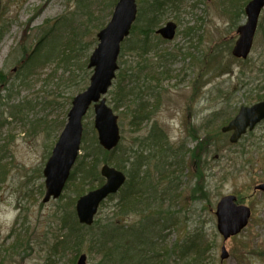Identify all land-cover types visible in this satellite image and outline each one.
<instances>
[{
    "label": "rangeland",
    "instance_id": "1",
    "mask_svg": "<svg viewBox=\"0 0 264 264\" xmlns=\"http://www.w3.org/2000/svg\"><path fill=\"white\" fill-rule=\"evenodd\" d=\"M78 1L0 0V264H51L46 250L58 233L60 216L74 212L80 197L104 183L100 175L103 165L113 167L101 154L95 173L101 178L100 183L99 178L95 180V174L83 183L76 174L68 180L58 199L43 203L45 164L67 122L73 98L89 85L92 71L87 66L88 58L98 45V32L110 22L119 2ZM229 2L178 0L177 6L163 5L156 26L150 27L153 32L147 36L148 46L154 44V50L139 55L153 62L156 50V59L165 56L166 60L148 70L141 69V56L124 47L139 43V31L135 30L120 46L115 78L103 96L107 107L118 117L122 140L114 150H118L121 158H127L124 153L133 146L134 139L146 137L154 124L166 137L169 147L185 149L184 157L178 156L180 169L174 171L177 185H173L167 200L158 205L152 200L148 209L152 213L170 207L174 216L168 222L163 221L164 228L158 234L162 238L156 248L159 250L163 243L172 250L169 256L164 252L163 258L149 264H264V193L256 188L264 184V122L235 144L229 142L230 134L221 131L241 107L264 99L260 100L264 89L258 92L264 87V10L249 55L238 59L233 57L232 49L238 39L236 31L246 17L227 13L225 5L230 9ZM135 3L143 18L140 22L136 19L133 26L142 28L147 17V0H135ZM82 17L91 21L84 23L86 19ZM169 22L176 24L171 40L157 34ZM65 24L76 30L89 29L83 39L89 47L87 60L67 59V54L62 55L68 48H71L69 54L77 51L75 45H68L71 37L64 35L50 58L46 57L49 50L46 45L42 55L36 57L38 60L21 72L19 64L32 56L30 52L35 45L48 43L42 36L43 28L57 25L61 36ZM128 68L135 69L134 75H139L140 82H148L151 77L150 85L154 87L155 103L150 100L149 109L155 105V112L138 131H133L130 117L125 116L127 103L122 108L112 103L118 89L117 76L123 79ZM93 120L91 108L82 123L81 147L90 148L93 140L98 142ZM197 141L205 144L195 157ZM83 155L80 151L79 159ZM169 170L173 171V167ZM158 193V198L164 197L162 191ZM229 195L238 202L241 200L252 214L239 234L223 240L216 230L215 212L218 202ZM150 199H155L154 194ZM112 205L114 199H106L94 220L104 223L112 219ZM136 219L130 216L129 224ZM15 239L20 241L14 247ZM191 242L198 246L191 254L201 252L198 261L181 256L184 246ZM88 246L83 243L78 251L67 252L54 264H75V257L80 255L86 256L87 264H104L101 255ZM222 247L227 254L223 261Z\"/></svg>",
    "mask_w": 264,
    "mask_h": 264
},
{
    "label": "trees",
    "instance_id": "2",
    "mask_svg": "<svg viewBox=\"0 0 264 264\" xmlns=\"http://www.w3.org/2000/svg\"><path fill=\"white\" fill-rule=\"evenodd\" d=\"M92 1L93 0H79L78 2L86 4ZM249 1L250 0H230V9L226 3L225 6L227 8L225 10L229 14L232 13L234 17H241L244 15V7ZM177 2L178 0H147L148 11H145L147 12V17L144 19L142 28L133 26L131 30L132 34H134L135 30L139 31L138 36L141 41L139 40V43L135 45H124L123 43L125 50L137 52L138 56H141L139 54L145 55L147 52L154 50L152 46L155 45L150 44L148 46L147 43L149 40L147 37L148 33L153 32L150 27L151 25L156 26L157 14L163 8V5H172V3H175L173 5L177 6ZM241 2L244 3L241 4ZM86 6L88 7V5ZM142 18V11L140 10L136 22H140ZM82 19H86L84 23L91 21L87 17H82ZM60 21L62 20L60 19ZM97 25L101 27V24L97 23ZM64 27H66V29L61 36L59 33L61 32L60 27L57 25H53L51 28H43L42 36L47 39L48 43H38L35 45L34 50L30 52L32 56L25 61L23 60V64H19L21 72L25 71L26 69L24 68L29 67L34 60H38L36 57L39 58V56L42 55V49H44L46 45L49 49L46 57L50 58L53 52H55V45L58 44L61 38H64V35H69L71 37L68 45L72 43V45H75L77 48V51L75 54H69L67 51L71 48H68L65 52L63 51L62 55L64 56L67 54V59L78 58L79 60H87V51L89 47L85 44L83 39L87 37L89 29L85 30L84 28L83 30H76V28L74 29L67 25ZM124 47L122 46V51ZM156 55H158V53L155 50L153 51V57L155 58L153 62H148L141 56L139 59V62L143 65L141 69L148 70L152 66L154 67L155 63V65L158 64L157 66H159L162 59L166 58L165 56L164 58L159 56L158 60L156 59ZM165 60L166 59H164V61ZM84 62L82 67H85ZM134 72L135 69L128 68L124 70L123 79L121 76H117L118 89L113 94L112 103L119 108H122V106L127 103L125 108L128 111L125 112L124 110L125 116L128 115L130 117L129 125H131L133 131H138L141 125L152 117L156 106L152 105L149 109L150 100L155 103L153 99L154 87L150 85L151 77L148 79V82H140L139 75L135 77L134 74L136 72ZM127 88L132 89L129 92H125ZM263 89L264 87L259 89L258 92H261ZM263 98L264 95H261L260 100ZM157 99L156 101L158 102ZM165 141L166 137L163 136L159 127L154 124L153 127L149 129L146 137L134 139L133 146L128 148L124 153L127 158H121L117 153V149L110 153L105 152L98 145L96 140H93L90 148H85V138L83 139L82 144L84 146L81 147V151L84 152V155L77 161L70 179L76 176V174L83 180L82 183L92 178L97 172L98 157L102 154V156L104 155V157L108 158V163L126 174L127 181L117 195L108 198L109 200L114 199L115 201V205H112L110 208L111 211H113L111 214V216H113L112 219H108L104 221V223L94 221L92 226L86 227L78 224L74 212H66V214L60 216V228L58 229V233L53 236V240L47 246L46 250L48 260L50 259L52 261L51 264H54L57 259H60L68 251H78L80 246L85 242L89 244L88 249H93L94 253L101 255L100 261L104 264H149L151 260L155 262L157 258H163L164 256H162V254L164 252H167L168 256L170 255L172 248H169V250L166 249L168 246L163 243L159 245V250L156 246H158L157 241L162 238L158 234L160 230L164 228L163 221L166 220V222H168L167 219L174 216V214L171 215L170 207L167 211L160 210V207L156 208L160 211L152 213L148 211L152 200L157 202L158 205L159 202H164L170 196L168 193L173 189V185H177V176H174V171L177 172L180 169V159L184 157L185 153V149L181 146L177 148L172 146L169 147ZM204 144L205 142L203 143V141H197L198 146L193 153L195 157L199 156L200 148ZM135 146L137 147L136 150H132ZM86 150L90 151L87 152ZM179 155L181 156L180 159L178 157ZM171 167H173V171L169 170ZM94 176L95 180L99 178L97 174ZM100 181L101 178L98 179V183H100ZM90 187V189H92V186ZM158 191H162L164 197L161 196L162 198H158ZM153 194L155 199L148 200ZM148 201L149 203H147ZM240 203H242L241 200ZM130 216L137 218L132 224L128 222ZM126 238H128V241ZM122 239L124 240L122 241ZM19 241L20 240L15 239V243L12 245L15 247ZM196 247L198 246L195 242L186 244L182 249L181 256H188V258L192 259V262L198 261V259L200 260L201 252H199V254H191ZM188 264H191V262Z\"/></svg>",
    "mask_w": 264,
    "mask_h": 264
},
{
    "label": "water",
    "instance_id": "3",
    "mask_svg": "<svg viewBox=\"0 0 264 264\" xmlns=\"http://www.w3.org/2000/svg\"><path fill=\"white\" fill-rule=\"evenodd\" d=\"M264 8V0H251L244 9L246 22L237 30L238 39L232 50V55L238 59H246L257 30L258 18ZM135 0H119L115 6L108 25L97 34L98 45L89 57L88 69L93 68L89 87L78 94L72 101L67 114V122L49 157L43 175L45 177L46 194L43 202L50 197L59 198L69 179L70 172L76 162L82 137V119L89 107L94 104V128L97 132L99 145L107 152L112 151L119 143L120 134L117 116L109 109L105 100L101 99L112 84L120 45L128 37L136 19ZM176 25L167 23L157 31L164 39L171 40L175 34ZM101 99V100H100ZM264 120V101L252 107H241L237 116L223 128V132L232 131L231 143H236L247 129L252 131L255 125ZM105 184L100 188L81 197L75 206L80 224L90 226L97 214L98 207L108 196L116 194L126 181L125 175L109 166H103L100 172ZM264 193V184L256 187ZM232 195L223 197L216 206V230L227 240L236 236L248 224L250 210L245 206H237ZM221 261L227 258L225 248H221ZM85 257L78 264H85Z\"/></svg>",
    "mask_w": 264,
    "mask_h": 264
},
{
    "label": "bare ground",
    "instance_id": "4",
    "mask_svg": "<svg viewBox=\"0 0 264 264\" xmlns=\"http://www.w3.org/2000/svg\"><path fill=\"white\" fill-rule=\"evenodd\" d=\"M260 124H261V123H259L258 125H260ZM126 181H127V180H126ZM126 181H125V183H126ZM125 183L123 184V186L125 185ZM123 186L119 189V191L123 188ZM45 194H46V190H45V193H44V197H45ZM61 194H62V193H61ZM60 196H61V195H60ZM60 196H59V197H60ZM80 198H81V197H80ZM80 198H79V199H80ZM108 198H109V197H107L106 199H108ZM43 199H44V198H43ZM51 199H52V200H55V199H53L52 197H50L49 200H51ZM79 199H78V200H79ZM106 199H105V200H106ZM49 200H48V201H49ZM105 200H104V201H105ZM48 201H47V202H48ZM104 201H102V202L100 203V205H101ZM47 202H43V203H47ZM235 204H236L237 206H244L242 203L238 202L237 199H236V201H235ZM100 205H99V207H100ZM75 206H76V203H75ZM75 206H74V213H75V216H76V219H77V222H78V218H77L76 211H75ZM99 207H98V209H99ZM245 207H246V206H245ZM247 208H248V207H247ZM97 211H98V210H97ZM94 217H95V216H94ZM215 218H216V217H215ZM250 218H251V215H250ZM250 218H249V220H250ZM78 224L81 225L79 222H78ZM68 252H71V251H68ZM66 253H67V252H66ZM66 253H65V254H66ZM65 254H64V255H65ZM82 256H84V255H80V256L75 257V259H76V260H75V264H78L79 259H80ZM62 257H63V256H62ZM62 257H61V258H62ZM84 257H85V262H84V263L87 264L86 256H84ZM55 263H56V261H55Z\"/></svg>",
    "mask_w": 264,
    "mask_h": 264
}]
</instances>
